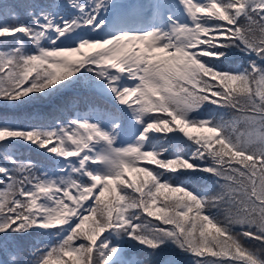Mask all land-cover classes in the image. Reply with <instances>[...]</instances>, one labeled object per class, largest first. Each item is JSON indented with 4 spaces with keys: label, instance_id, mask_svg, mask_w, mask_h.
Listing matches in <instances>:
<instances>
[{
    "label": "snow or ice",
    "instance_id": "obj_1",
    "mask_svg": "<svg viewBox=\"0 0 264 264\" xmlns=\"http://www.w3.org/2000/svg\"><path fill=\"white\" fill-rule=\"evenodd\" d=\"M0 264H264V0H0Z\"/></svg>",
    "mask_w": 264,
    "mask_h": 264
}]
</instances>
